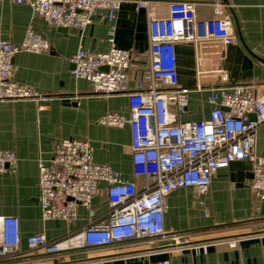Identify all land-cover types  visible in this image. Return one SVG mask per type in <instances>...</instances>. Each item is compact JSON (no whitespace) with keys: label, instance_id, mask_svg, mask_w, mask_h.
Wrapping results in <instances>:
<instances>
[{"label":"built area","instance_id":"built-area-1","mask_svg":"<svg viewBox=\"0 0 264 264\" xmlns=\"http://www.w3.org/2000/svg\"><path fill=\"white\" fill-rule=\"evenodd\" d=\"M28 4L33 13L53 28H75L83 32L97 14L114 21L127 0H0ZM136 11H145L150 22L151 79L129 86L132 54L112 45L106 53L79 50L70 59L73 75L88 81L95 95L128 98L131 116L107 114L101 121L108 127L129 126L132 131L133 174L143 178L139 188L125 182L110 166L95 163L89 143L65 140L53 151L49 163L40 161L42 220L72 224L78 209L87 210L89 221L82 229L62 239L49 241L44 234L27 238L28 253L21 250L20 222L0 216V264H32L37 259H58L68 255H96L119 251L129 245L173 242L187 245L194 233H167L166 199L174 191L194 188L201 196L211 187L214 174L231 164L249 161L254 196L264 201V156L257 151L258 132L264 129V94L253 85L227 86L228 77L219 76L222 86L210 89L213 107L206 120L183 122L188 114L192 90L181 86L177 47L206 43L230 45L236 40L231 17L220 0L214 2V17L201 20L196 5L186 1L133 0ZM48 40L28 30L21 45H0V104L32 100L45 103L39 95L12 77L14 57L22 52L50 53ZM202 61H197L201 77ZM107 68L108 70H104ZM197 91L204 90L198 85ZM227 109V110H225ZM255 116V119H252ZM15 153L0 150V172L13 171ZM106 184L108 210L99 216L93 200ZM208 214V213H207ZM235 245V240L231 241ZM40 252L45 257L40 258ZM39 254V255H38ZM98 258V257H97ZM96 257L87 262L96 264ZM157 264H172L161 260Z\"/></svg>","mask_w":264,"mask_h":264},{"label":"crops","instance_id":"crops-1","mask_svg":"<svg viewBox=\"0 0 264 264\" xmlns=\"http://www.w3.org/2000/svg\"><path fill=\"white\" fill-rule=\"evenodd\" d=\"M186 1L196 5L197 17H214L216 0ZM231 17L234 43H206L195 48L179 45L181 86L192 90L188 114L183 122L206 120L213 107L208 98L210 89L222 84L220 75L228 77L227 86L253 85L264 94V0H226ZM238 20L237 25L229 10ZM44 36L50 53L22 52L13 59V81L39 95L49 96L45 103L32 100L0 104V150L13 152L17 162L13 171L0 172V216L16 217L20 222L21 250L28 253L27 238L44 234L49 241L62 239L88 224L85 208L79 207L78 220L72 224L42 220L40 197V161L49 163L54 148L65 140L90 144L95 163L110 166L125 182L143 187V178L133 174L132 131L108 127L101 121L107 114L129 118V101L124 96L101 97L93 93L91 84L73 75L70 59L79 50L106 53L112 45V30L117 48L132 54L129 86L151 79L150 22L145 11L137 12L133 0H127L116 19L109 21L97 14L83 32L75 28H53L34 15L28 4L0 1V45H21L28 30ZM202 61L201 77L197 61ZM201 86L204 90L197 91ZM257 151L264 156V129L258 132ZM252 165L235 162L217 171L209 192L199 195L194 188L174 191L166 199L165 229L167 233H194L189 244L153 248L129 245L119 251L96 255L77 254L58 259H37L32 264H73L94 257L96 264H264V201L252 191ZM93 200L98 215L108 210L106 184ZM208 213V214H207ZM235 240V245L231 241ZM44 252H40L42 254ZM38 254V255H39Z\"/></svg>","mask_w":264,"mask_h":264},{"label":"water","instance_id":"water-1","mask_svg":"<svg viewBox=\"0 0 264 264\" xmlns=\"http://www.w3.org/2000/svg\"><path fill=\"white\" fill-rule=\"evenodd\" d=\"M223 2H224V5H226V6H228L229 5V3L226 1V0H223ZM229 12H230V14L233 16V19H234V22L236 23V25H237V31H238V35H239V37H240V39L242 38L241 37V33H240V28H239V24H238V20H237V18H236V16H235V13H234V11L232 10V9H230L229 10ZM104 70H108L107 68H104ZM225 110H227V109H225ZM252 119H255V116H252ZM171 245H173L174 246V243L173 242H168V241H165V242H161V243H157V244H153L151 247H153V248H167V247H169V246H171ZM39 257L40 258H42V257H45V255H39Z\"/></svg>","mask_w":264,"mask_h":264}]
</instances>
